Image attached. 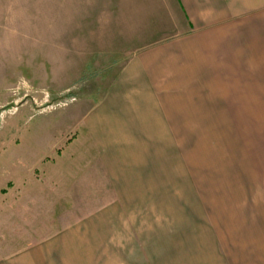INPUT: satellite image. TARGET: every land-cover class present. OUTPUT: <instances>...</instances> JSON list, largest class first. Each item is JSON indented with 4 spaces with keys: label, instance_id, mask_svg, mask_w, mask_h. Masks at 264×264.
<instances>
[{
    "label": "crops",
    "instance_id": "0c3cea01",
    "mask_svg": "<svg viewBox=\"0 0 264 264\" xmlns=\"http://www.w3.org/2000/svg\"><path fill=\"white\" fill-rule=\"evenodd\" d=\"M60 1L62 37L80 58L78 81L97 66L81 115L85 145L62 161L70 168L60 200L74 202L63 209L88 211L72 222L100 224L95 211L112 203L115 222L146 219L124 225L140 232L147 264H264V0ZM4 21L0 3V41ZM245 122L256 137L259 224H239L231 210L203 207L198 215L176 204L181 185L196 182L197 172L165 138L245 136ZM165 201H173L167 219L150 230V207L165 210Z\"/></svg>",
    "mask_w": 264,
    "mask_h": 264
},
{
    "label": "rangeland",
    "instance_id": "374dc122",
    "mask_svg": "<svg viewBox=\"0 0 264 264\" xmlns=\"http://www.w3.org/2000/svg\"><path fill=\"white\" fill-rule=\"evenodd\" d=\"M0 3L5 7L0 41V264H147L140 232L125 231L124 225L134 219L143 224L144 216L115 222L111 203L95 211L102 216L100 224L85 226L72 222L73 215H88L85 208L77 213L62 207L74 206L60 200L61 182L70 168L62 161H68V150L85 145L83 102L94 90L92 68H97L91 66L88 80L78 81L77 47L62 37V1ZM242 132L246 135L165 138L164 144L180 146L182 163L195 164L197 172L196 182L181 185L176 204L189 205L198 215H204L203 207L231 210L237 223L250 228L259 224L260 190L252 169L256 137L247 122ZM86 155L81 149L78 159ZM84 167L81 163L79 172ZM171 202L165 201L161 211L150 207V230L167 219ZM174 219L182 223L189 218Z\"/></svg>",
    "mask_w": 264,
    "mask_h": 264
}]
</instances>
